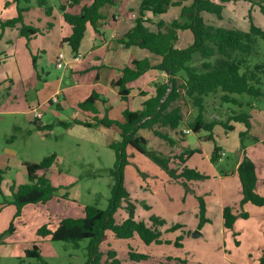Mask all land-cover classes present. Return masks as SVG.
Listing matches in <instances>:
<instances>
[{"label":"rangeland","instance_id":"374dc122","mask_svg":"<svg viewBox=\"0 0 264 264\" xmlns=\"http://www.w3.org/2000/svg\"><path fill=\"white\" fill-rule=\"evenodd\" d=\"M61 2L62 0H48L47 5L49 7L56 5V8L59 9ZM190 3L191 0L182 2L184 6ZM255 3L258 4L259 0L225 5L220 19L214 15L203 13L205 22L215 26L240 27L242 29H248L253 23L264 31V15L261 14L260 7ZM118 4L115 7H118ZM28 7L30 9L31 5ZM32 7L34 15L38 12L41 17H47L46 13L40 11L36 3L32 4ZM179 10L178 7L170 8L169 16L178 15ZM52 19L51 17V21ZM91 32H93L92 29ZM53 33L51 36L38 37L37 41L31 45L41 47L36 58L40 79L38 88L26 93V99L31 105V109L41 113V118L38 121H43L47 125L56 124L52 128V135L47 137L37 131L38 121L34 122L32 114L26 110V107L22 108L24 99L20 92L16 91V98H13L11 94H7L5 83L0 89L2 90L0 92V171H4L0 203L12 199L9 188L13 182L18 183L22 178L26 179L24 162L38 163L51 154H55L57 157L56 164L47 172L46 176L53 185L70 186L68 189H59L55 196L45 203L26 206L20 218H14L15 209L13 207L0 209V235L12 224L15 231L7 235L9 239L7 242L14 244V248L18 247L19 250L31 247V243L37 241L38 229L44 225H47L50 230H55L59 223L66 218L82 217L83 210L87 205H94L105 210L108 207L113 185L109 170L114 163V152L108 146L92 147L83 140L66 134L65 128L57 125V122L72 121V117H75L74 109L65 107L63 110H59L54 104L44 103L58 83L57 81L61 79L63 72L53 66L54 57L59 48L56 30ZM190 34L186 32L189 44L192 40ZM186 35L181 37L182 42L178 46L180 49L186 47ZM253 62L264 63V40L260 38ZM4 72V69L0 70L1 74ZM66 81L63 83L64 87L68 86ZM262 89L264 90V78ZM67 95L68 99H71V93L69 92ZM219 96L220 93L210 95L205 99L204 120L206 122L226 120L227 114H229L228 109L245 112L254 103L264 107V99H254L245 94L235 95L241 103L240 107L221 104ZM179 105L184 109L187 122L196 117L197 109L191 103L181 101ZM120 107L124 110L125 104L121 102L114 104L113 109L116 117L120 116ZM16 110L27 112H9ZM80 127L88 131L87 127H83V125ZM221 129L224 130V128ZM202 134H205L203 130L197 135ZM141 135L147 141L149 150L160 154L168 151L169 146L160 147L149 140V135ZM194 140L197 141L193 135L188 139V148L195 147ZM200 147L201 154L194 155L186 165L195 167L208 179L198 180L193 185L187 186L172 181L169 175L147 156L135 152L130 147L127 148L128 164L124 169V187L129 196L121 202L113 219L117 224L126 220L129 217V206L132 204L136 220L144 221L151 226L154 224L151 218L156 217L163 220L164 223L157 225L161 233L162 243L160 244L146 245L137 235L130 239H119L111 231H106L102 248H112L118 251L120 264H264V252H259L258 244L247 243L248 238L245 237L244 228L248 226L247 221L239 219L237 229L228 231L223 228L220 218L217 216L218 186L215 174L223 171L228 160L235 159V155L229 154L222 161L213 163L210 157H207L213 153L211 152L213 143L205 141ZM65 192L68 193L67 198L63 197ZM200 197L205 203L204 217L206 219V222L201 225L199 219ZM255 221L256 219L251 222ZM172 227H176V229L169 230ZM196 233L198 235L194 236ZM88 243V240H82L79 247L75 248L70 243L47 240L38 242L37 246L42 252L41 256L46 264H85ZM176 243L180 245H176ZM130 252L144 256V258L137 259V261L131 260ZM22 259L24 262L20 264L38 263L36 259L32 258L23 257ZM0 264L18 263L17 260L4 257L3 260H0Z\"/></svg>","mask_w":264,"mask_h":264},{"label":"trees","instance_id":"16d2710c","mask_svg":"<svg viewBox=\"0 0 264 264\" xmlns=\"http://www.w3.org/2000/svg\"><path fill=\"white\" fill-rule=\"evenodd\" d=\"M185 0H142L138 7V17L133 27L120 39L126 47L136 46L146 50L151 55L159 58L160 62L151 66L146 60L133 61L131 66L121 70V76L112 83L116 87L121 100L128 103L130 93L129 84L136 81L145 71L149 69L164 72L168 76L165 84H156L155 95L146 99L143 109L131 111L128 106L122 111V120H114L109 116H98L96 101L99 96L94 93L84 101L77 104V109L92 115V122H80L72 120L69 122L59 121L57 125L68 128L71 124H80L87 128L95 126H115L120 134V140L113 141L108 147L114 152V163L109 170V176L113 180L111 197L108 207L105 210L94 205H87L80 218H66L62 220L55 230L48 229L47 225L38 229L37 234L41 239L52 242L70 243L73 247H79L82 240H88L87 260L85 264H120L118 251L112 248H102L105 239V232L111 231L119 239H130L137 235L146 245L160 244L161 233L157 225L164 222L156 217L151 218L153 225L144 221H138L133 214L134 206H129V217L117 224L113 216L120 207L121 202L129 196L124 187V169L128 164L127 148L147 156L157 163L174 182L189 185L191 181L205 180L207 176L195 169L185 165L187 159L194 153H200V149H186L182 153H172L165 156L147 148V141L140 135L141 129H150L154 135L164 140L169 145L174 142L166 135L153 130L155 125L167 127L170 130L177 129L183 121L180 105L176 102H188L197 109L196 117L186 122V127L193 133L201 130L209 133L208 140L213 139L212 130L215 125H221L226 131L232 127L230 121L239 122L250 128V115L243 111H232L227 114L224 121L204 120L206 111L205 99L210 95L220 93L221 104L241 106L235 95H247L254 99H264L262 89L264 78V63L253 62L257 54L258 39L264 40V31L251 23L248 30L237 28H226L215 26L205 22L202 13L222 17L224 4L239 1L251 0H191V3L184 6ZM17 2V16L0 22V29L15 27L19 25V34L26 39L38 33V30L27 26L23 22V13L29 9L31 0H14ZM39 7H44L46 15H51L52 8L47 5V0H36ZM80 0H70L69 5L79 4ZM23 3L24 7L20 6ZM113 0H92L84 5L77 14L65 12V6H59L63 12V18L71 26V34L63 39V42L70 46L71 51L76 54L80 48L88 26L97 33L99 21L103 19L101 9L107 5H113ZM256 4V3H255ZM264 15V0L256 4ZM171 7H178L180 19L172 20L169 23L160 21L156 24V30L150 28L152 17L160 16L168 12ZM190 31L192 43L186 48L175 47L178 41V31ZM35 68V58L32 57ZM2 59L0 56V65ZM1 87V84H0ZM222 107V106H221ZM38 121V120H37ZM56 124L36 125L39 130H51ZM180 138L186 134L177 133ZM219 148L215 145L211 156V162L218 161ZM56 156L51 154L38 163H25L28 182L10 187L11 200L4 202L14 206V218L20 217L22 210L27 205L42 204L52 199L59 189L70 186H54L45 172L55 163ZM39 172H43L39 174ZM238 176L241 184L242 199L240 207L245 203L255 206H264V197L256 193V170L254 164L243 158L238 169ZM4 171H0V185L3 181ZM1 194V191H0ZM68 194H63L67 198ZM200 225L206 222L204 217L205 203L200 197L199 204ZM247 218L245 212L238 215L233 212L232 207L223 209V227L232 229L236 219ZM172 227L169 230H175ZM14 231L12 224L0 235V243ZM176 245H180L176 243ZM26 257L36 259L37 264H46L41 256L40 249L33 245L26 250ZM131 260L144 258L136 253H129Z\"/></svg>","mask_w":264,"mask_h":264},{"label":"crops","instance_id":"0c3cea01","mask_svg":"<svg viewBox=\"0 0 264 264\" xmlns=\"http://www.w3.org/2000/svg\"><path fill=\"white\" fill-rule=\"evenodd\" d=\"M35 1L36 0H31V8H33L32 4L36 3ZM91 1L92 0H80L79 4L70 6V0H62L60 6H65V12L77 14L84 5H88ZM113 1L114 4L111 5L113 8L110 5H107L101 9L103 19L99 21L97 33H95L92 27H87L85 36L76 54L71 51V48L67 43L63 42V39L67 38L71 34V26L65 22L63 18V12L58 9V7L56 8V5L51 7V15H47L45 18L41 17L38 12L36 15H34V10H31V8L23 13L24 24L38 30V33L31 36L29 39H26L19 34V25H16L15 27H7L3 30L0 29V56L2 59L0 70L4 69L5 71L4 74L0 73L1 87L2 84L5 83L7 94H11L13 98H16V91L20 92L24 99L22 108L26 107V110L29 112L31 105L26 99V93L35 91L38 88L40 76L36 66V58L41 50L39 45H31L37 41L38 37L43 38L45 36H51L56 30L59 48L55 54L54 62L57 55L62 53L64 54V57L67 61V66L62 69L63 72L61 74V79L57 81L58 83L54 87L50 96L44 100V103H47L48 105L54 104L59 110H63L65 107H71L75 112V117H72L71 120L92 122V115L77 109V104L96 93L99 96V99L96 101L98 116L102 117L107 115L111 119L122 120V107H120L119 110V117L114 115L113 108L115 103L124 102L121 100L117 88L112 86V83L121 76V70L124 67L131 66L133 61L146 60L151 66H155L160 62V60L159 58L151 55L146 50H142L136 46L126 47L120 42V39L133 27L135 19L138 17L137 9L142 0ZM117 3H119L118 7H115ZM241 3L247 2L239 1L235 3H226L224 4V7L228 4L236 5ZM20 6L24 7L23 3H20ZM16 8L17 2H14V0H0V22L16 17ZM38 8L40 11L45 13L42 7L38 6ZM169 14L170 11L155 17L146 15L145 18L147 17L151 19L150 28L156 30V24L160 21L169 23L172 20L179 19V14L176 16H169ZM202 16L204 17L203 13ZM51 17L53 18V22L51 21ZM235 28L245 31L249 29H242L240 27ZM91 29L93 32H91ZM186 32L190 34L188 30L178 31V41L175 44L176 48H179L178 46L182 42L181 37L182 35H186ZM190 36L192 39L191 34ZM190 44L188 36L186 35L185 46L187 47ZM74 55L79 56L80 60L78 62H75L72 59ZM32 57L35 58V68L33 66ZM168 79V76L164 72L153 69L145 71L136 81L129 84L130 93L128 97V103H124L125 107L128 106L131 111L142 110L144 101L155 95V85L165 84L168 82ZM65 80H67V87L63 86ZM1 91L2 90H0V92ZM69 92L71 93V99H68L67 93ZM54 97L57 98V102L52 103L51 99ZM175 105H179V103L176 102ZM180 107L183 121L177 129L170 130L167 127H160L159 125H155L153 127V130L168 136L174 142L173 145H169L164 140L155 136L153 131L150 129H141L139 132L140 135H149V140H151L154 144H158L160 147H164L166 145L169 146L168 151L163 153L165 156H170L174 152L180 154L186 149H200L201 151L200 145H202V143L205 141H211L213 143V149L215 145L219 148L218 162L222 161L223 158H227L229 154L231 156L235 155V159L228 160V163H226V167L223 171H220L216 174L214 173L215 181L217 182L218 186V198L216 205V209L218 211L217 216L220 218L223 226L222 214L225 207H232L233 212L237 215L240 212H245L248 217H238L232 229L228 230L224 227L223 228L225 230L232 231L237 229L239 226V219H242L240 221H247L246 223L248 226L244 227L245 237L248 238L247 243L250 245L253 242L257 243L260 247L259 252H264V206H255L248 202L240 207L239 204L242 199V192L237 172L238 166L242 159L245 157L248 158L254 164L256 170V193L264 197V107H260L257 105V103H254L247 111H245L250 115L249 129H247L244 124L234 121H230L228 124L232 127V129L228 131L221 129L223 128L221 125H215L212 130V140H208L209 133L205 131V134L198 136L197 134L202 130L198 133H193L191 131L188 135L182 138L179 137L177 133L187 129V121L185 120L184 109L182 106ZM9 112L23 113L27 111L16 110ZM231 112L232 110L228 109V113L231 114ZM25 114L28 115V113ZM32 120L34 122L37 121L34 119ZM37 125L41 126L47 124H45L43 121H38ZM80 126V124H73L72 126H69L67 129H65L66 134L72 135L76 137V139L83 140L89 146L96 148L98 145L108 146L110 142L120 140L119 131L115 126L109 128L104 126H95L88 128V131L82 129ZM52 130L53 129L42 131L37 129V131L41 132L47 137L52 135ZM192 135L197 140H194L195 147L193 149L187 147L188 139H190ZM213 149L211 152H213ZM155 150L157 149L155 148ZM196 154H201V152L191 155L190 158L185 162L184 166H187L186 163ZM211 156L212 155L210 154L207 155V157H210V159ZM25 163L30 162H24L23 167H25ZM55 164L56 163H54L48 169V171L55 167ZM187 167L197 170L195 167ZM48 171H46L45 174H47ZM59 171L61 170L59 169ZM42 173L43 172H39V174ZM26 179L22 178L20 182L13 183L16 185L26 184ZM195 182L196 181H191L189 182V185H193ZM57 186L67 187L64 185ZM6 207L14 208L12 205L0 203V209ZM255 219L256 221L252 223L251 221ZM7 241H9V239L6 236L0 243V249H2L0 250V260H3V258L6 257L17 260V263L20 264L24 262L22 259L23 257L28 258L25 254L26 250H30L33 245L37 246L38 242H44L47 240L41 239L37 234V241L31 243V247H27L23 250H19L18 247L14 248V244H10Z\"/></svg>","mask_w":264,"mask_h":264},{"label":"built area","instance_id":"2783aa9c","mask_svg":"<svg viewBox=\"0 0 264 264\" xmlns=\"http://www.w3.org/2000/svg\"><path fill=\"white\" fill-rule=\"evenodd\" d=\"M75 62H78L80 60L79 56L77 55H74L73 58H72ZM54 66L57 68V69H64L66 66H67V61L64 57V54L62 53H59L55 59V62H54ZM51 102L54 103V102H57V98L54 97L51 99ZM29 112L32 114V117L34 120H38L39 118H41V113H39L38 111H36L35 109H30ZM184 134L188 135L191 131L189 129H184L182 131Z\"/></svg>","mask_w":264,"mask_h":264},{"label":"water","instance_id":"95a60500","mask_svg":"<svg viewBox=\"0 0 264 264\" xmlns=\"http://www.w3.org/2000/svg\"><path fill=\"white\" fill-rule=\"evenodd\" d=\"M197 235H198V233L194 234V236H197Z\"/></svg>","mask_w":264,"mask_h":264}]
</instances>
